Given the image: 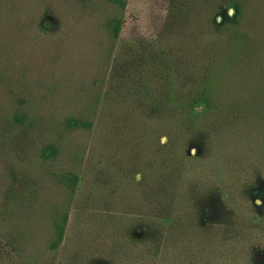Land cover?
<instances>
[{"label":"rangeland","instance_id":"rangeland-1","mask_svg":"<svg viewBox=\"0 0 264 264\" xmlns=\"http://www.w3.org/2000/svg\"><path fill=\"white\" fill-rule=\"evenodd\" d=\"M263 260L264 0H0V264Z\"/></svg>","mask_w":264,"mask_h":264},{"label":"trees","instance_id":"trees-1","mask_svg":"<svg viewBox=\"0 0 264 264\" xmlns=\"http://www.w3.org/2000/svg\"><path fill=\"white\" fill-rule=\"evenodd\" d=\"M78 1L81 3H86V2H89L91 0H78ZM112 33H113L114 37L117 35V26L113 27ZM72 126L78 127L79 123L74 121V122H72ZM55 155H56V150L51 146L45 147L42 150V156L45 158H52ZM66 222H67V214L66 213H64L56 221H54L53 226H52L53 231H54V236L51 238L50 244L48 246V249L50 251L57 250L59 245L61 244L62 239H63V235H64ZM262 264H264V260H263Z\"/></svg>","mask_w":264,"mask_h":264}]
</instances>
